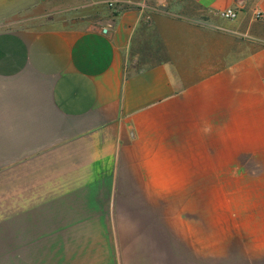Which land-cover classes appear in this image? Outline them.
<instances>
[{"label":"crops","instance_id":"obj_1","mask_svg":"<svg viewBox=\"0 0 264 264\" xmlns=\"http://www.w3.org/2000/svg\"><path fill=\"white\" fill-rule=\"evenodd\" d=\"M182 2L0 0V264H264V211L207 223L264 155V0Z\"/></svg>","mask_w":264,"mask_h":264},{"label":"rangeland","instance_id":"obj_2","mask_svg":"<svg viewBox=\"0 0 264 264\" xmlns=\"http://www.w3.org/2000/svg\"><path fill=\"white\" fill-rule=\"evenodd\" d=\"M180 6L183 7L182 0H178ZM142 37V41L136 44L132 50L136 55L138 62L146 64L147 62L160 61L165 58L163 50L159 47L158 41L149 34ZM159 39V38H158ZM213 42L215 40L213 39ZM139 64V63H138ZM137 64V66H139ZM256 132L258 135H262L263 126L259 123L256 124ZM246 140H240L236 144L235 141H224V149L222 161L225 164L229 163L233 154L241 152L247 145ZM259 142V141H257ZM220 157H209L208 165L217 160L219 162ZM237 165L242 169L243 167L254 168L249 174L254 179L250 185L238 188V187H225L222 189L221 199L214 200L216 195L219 196V189H208V198L214 201L207 205L208 207V232L209 240L216 241L219 239V229H231L233 214H237L243 208L251 207L255 210L257 215H262L264 211V155H256L254 157L244 154H239L237 157Z\"/></svg>","mask_w":264,"mask_h":264},{"label":"built area","instance_id":"obj_3","mask_svg":"<svg viewBox=\"0 0 264 264\" xmlns=\"http://www.w3.org/2000/svg\"><path fill=\"white\" fill-rule=\"evenodd\" d=\"M218 16L227 19V20H234L237 18V12L232 8H225L217 12Z\"/></svg>","mask_w":264,"mask_h":264}]
</instances>
